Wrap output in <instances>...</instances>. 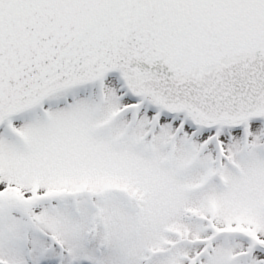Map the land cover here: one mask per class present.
Returning <instances> with one entry per match:
<instances>
[{
    "label": "snow or ice",
    "instance_id": "snow-or-ice-1",
    "mask_svg": "<svg viewBox=\"0 0 264 264\" xmlns=\"http://www.w3.org/2000/svg\"><path fill=\"white\" fill-rule=\"evenodd\" d=\"M0 264H264V0H0Z\"/></svg>",
    "mask_w": 264,
    "mask_h": 264
}]
</instances>
